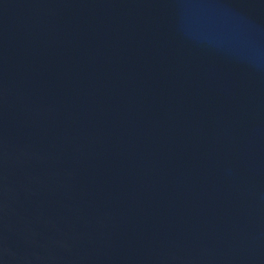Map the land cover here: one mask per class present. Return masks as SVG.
I'll use <instances>...</instances> for the list:
<instances>
[{
	"label": "water",
	"instance_id": "1",
	"mask_svg": "<svg viewBox=\"0 0 264 264\" xmlns=\"http://www.w3.org/2000/svg\"><path fill=\"white\" fill-rule=\"evenodd\" d=\"M0 264H264V0H0Z\"/></svg>",
	"mask_w": 264,
	"mask_h": 264
}]
</instances>
